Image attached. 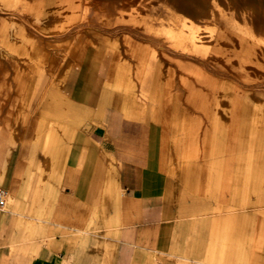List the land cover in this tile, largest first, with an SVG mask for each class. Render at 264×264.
I'll return each instance as SVG.
<instances>
[{
  "label": "crops",
  "instance_id": "crops-1",
  "mask_svg": "<svg viewBox=\"0 0 264 264\" xmlns=\"http://www.w3.org/2000/svg\"><path fill=\"white\" fill-rule=\"evenodd\" d=\"M98 54L68 109L51 108L46 149L34 120L4 101L0 264H264V110L242 115L255 127L234 137L242 146H176L185 130L154 101L165 84L120 78L111 63L97 73L87 60ZM198 102L235 128L234 99Z\"/></svg>",
  "mask_w": 264,
  "mask_h": 264
},
{
  "label": "rangeland",
  "instance_id": "rangeland-1",
  "mask_svg": "<svg viewBox=\"0 0 264 264\" xmlns=\"http://www.w3.org/2000/svg\"><path fill=\"white\" fill-rule=\"evenodd\" d=\"M9 19L21 30L5 41L0 37L1 134L9 100L34 120L43 148L50 147L51 108L68 109L86 74V56L98 50V58L87 60L97 63V73L111 63L120 78L131 70L142 86L153 76L165 84L167 90L153 92L154 101L165 100L172 129L185 130L182 139L171 140L174 145L226 147L233 137L242 146L234 137L245 125L255 135L254 125L240 120L264 110V0H6L0 3V29ZM227 98L234 99V131L211 122V107H198V101ZM200 112L203 122L194 123ZM227 134L219 144L217 136Z\"/></svg>",
  "mask_w": 264,
  "mask_h": 264
},
{
  "label": "bare ground",
  "instance_id": "bare-ground-1",
  "mask_svg": "<svg viewBox=\"0 0 264 264\" xmlns=\"http://www.w3.org/2000/svg\"><path fill=\"white\" fill-rule=\"evenodd\" d=\"M17 2V1H16ZM0 3H6V0H0ZM19 3V2H18ZM259 5V4H258ZM258 5H257V7H258ZM261 7H262V5H261ZM3 10V9H2ZM4 10L5 11H7V10H11V8H5L4 7ZM3 10V11H4ZM8 12V11H7ZM259 12V11H258ZM13 13V12H12ZM15 14V13H14ZM18 15V14H17ZM262 15H263V13H262ZM18 17V16H17ZM38 17H40V14L38 13L37 15H36V19L38 20L39 18ZM9 18H12V17H9ZM15 19V18H14ZM5 25H6V27L4 28L3 27V29H1V32H0V34H3V32H4V34L8 37V35L9 36H11V35H14V34H12V32H15V30L16 29H18V30H21V28L20 27H18V25H16V24H14L13 23V21L11 20L10 21V19L6 22V23H4ZM9 26V27H8ZM14 27H16V28H14ZM84 27V26H83ZM14 28V29H13ZM79 28V27H78ZM5 29V30H4ZM17 41V40H16ZM19 47V46H18ZM144 47V46H143ZM138 48H140V46L138 47ZM137 48V49H138ZM19 49V48H18ZM46 49V48H45ZM63 49V48H62ZM58 50V49H57ZM64 50V49H63ZM17 51V50H16ZM54 51H56V50H54ZM60 51V50H59ZM17 52H19V51H17ZM61 52V51H60ZM63 52V51H62ZM56 53H57V51H56ZM59 53V52H58ZM68 53V51H64L63 52V54L62 55H64L65 56V54H67ZM52 54V53H51ZM61 54V53H60ZM52 56V55H51ZM54 57H56V56H54ZM53 57V58H54ZM68 57V56H67ZM57 59V58H56ZM55 59V60H56ZM52 60V59H51ZM54 60V59H53ZM70 60V59H69ZM56 62L54 61V64H55ZM58 65V64H57ZM117 71V70H116ZM6 205H7V203H6ZM6 205H5V208H6Z\"/></svg>",
  "mask_w": 264,
  "mask_h": 264
},
{
  "label": "built area",
  "instance_id": "built-area-1",
  "mask_svg": "<svg viewBox=\"0 0 264 264\" xmlns=\"http://www.w3.org/2000/svg\"><path fill=\"white\" fill-rule=\"evenodd\" d=\"M7 198H8L7 190L0 185V211L5 209Z\"/></svg>",
  "mask_w": 264,
  "mask_h": 264
}]
</instances>
